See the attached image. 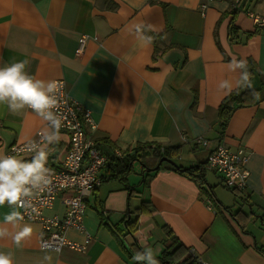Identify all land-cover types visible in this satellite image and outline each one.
<instances>
[{
  "label": "crops",
  "instance_id": "1",
  "mask_svg": "<svg viewBox=\"0 0 264 264\" xmlns=\"http://www.w3.org/2000/svg\"><path fill=\"white\" fill-rule=\"evenodd\" d=\"M201 2L0 0V66L27 60L37 78L64 80L69 95L90 112L95 128L87 132L102 154L124 156L139 143H155L179 147L172 160L180 167L206 169L209 153L221 143L243 151L248 172L239 198L233 194L227 203L217 191L218 184L224 187L217 172L222 184L211 183L206 170L198 181L167 163L147 172L135 162L123 183L102 181L101 169L98 189L86 201L84 230L65 232L85 249H42L47 233L41 224L22 220L32 233L21 247L10 236L0 239V252L11 253L13 264H136L128 251L134 242L159 258L173 238L187 249L176 253L179 261L193 250L198 264H264V30L244 12L263 16L264 0H244L243 12L233 17L227 0L213 1L204 13ZM81 37L85 44L76 54ZM233 58L247 61L251 87L238 85L239 70L229 69ZM224 80L231 92L219 87ZM244 88L256 91L254 102L236 108L222 129L221 102ZM45 127L30 109L13 113L0 104V153ZM59 133L60 140L45 149L48 169L61 167L67 150L68 136ZM198 138L207 144H195ZM67 195H58L44 215L61 218ZM13 211L20 212L0 206V226L14 233L18 229L4 223ZM127 214L132 232L123 221Z\"/></svg>",
  "mask_w": 264,
  "mask_h": 264
},
{
  "label": "built area",
  "instance_id": "2",
  "mask_svg": "<svg viewBox=\"0 0 264 264\" xmlns=\"http://www.w3.org/2000/svg\"><path fill=\"white\" fill-rule=\"evenodd\" d=\"M213 1L215 0H202L201 12L204 13ZM227 2L230 16L243 12L244 0H227ZM244 12L253 20L257 29L264 30V15ZM84 44L85 37H81L76 54L82 52ZM59 81L64 85L59 107L62 116V127L59 132L68 136L63 163L57 169L49 168L52 180L49 189L34 195L32 202L37 211L32 213L31 210L26 212L23 208L18 209L24 217L23 220L39 222L47 233V237L39 241L40 248L59 251L62 247H69L83 251L85 244L68 240L65 232L70 228L84 230L83 216L87 208L86 201L99 186L98 172L105 166L108 158L100 152L94 140L88 135L86 127L95 128L90 112L69 95L64 80ZM31 140L39 141L40 135ZM27 142L11 145L6 154H14L19 159L22 155L33 153L25 149ZM196 142L205 144L202 139ZM117 155L120 153L117 152ZM245 164L246 156L242 150L232 151L224 144L217 145L207 157V167L222 175L223 184L227 187L240 188L245 184L248 177ZM64 192L69 194L63 199L65 214L61 218L45 216L44 210L50 208L57 196ZM89 239V236H86L85 243ZM189 253L193 255V250Z\"/></svg>",
  "mask_w": 264,
  "mask_h": 264
},
{
  "label": "clouds",
  "instance_id": "3",
  "mask_svg": "<svg viewBox=\"0 0 264 264\" xmlns=\"http://www.w3.org/2000/svg\"><path fill=\"white\" fill-rule=\"evenodd\" d=\"M137 33H141V26H137ZM141 39L150 40L143 35ZM29 61L21 60L0 66V104H6L8 109L19 112L30 109L46 122V127L40 132V140H29L25 149L33 152L31 160L18 159L16 155L0 153V206L23 208L26 212L37 211L33 204V197L39 191L48 190L52 183L50 170L46 167L49 144L60 140L59 130L62 127V116L59 113L62 90L64 85L59 80H43L29 73ZM231 71L239 70L238 85L251 87L247 61L233 58L229 64ZM219 87L231 92L232 84L228 80L220 83ZM20 212L13 211L4 217L5 224H11L18 230L10 232L8 228L0 226V239L11 237L16 247L31 235V226L24 224ZM49 259V257H45ZM132 259L136 264H159L153 250L145 247L143 251H135ZM0 264H13L11 253L0 252Z\"/></svg>",
  "mask_w": 264,
  "mask_h": 264
},
{
  "label": "trees",
  "instance_id": "4",
  "mask_svg": "<svg viewBox=\"0 0 264 264\" xmlns=\"http://www.w3.org/2000/svg\"><path fill=\"white\" fill-rule=\"evenodd\" d=\"M255 96L256 91L250 88L236 90L226 96L218 108L220 117V127L224 129L232 112L238 107H243L254 102L252 100L253 97L255 98ZM257 100H259L258 97ZM178 151L179 147H163L155 143H139L137 144L133 152L127 153L124 156H117L114 153L109 155L107 157L108 161L102 168L104 169V173L100 176V178L102 179V181L104 179H117L125 183L126 176L132 171L133 163L138 162L142 167V171L148 170L150 172H155L158 169L155 170L154 168L156 167V165H158L161 158L165 157L168 159H173L178 154ZM150 162H153L154 165L150 166ZM163 163H161V165ZM170 168L179 173L191 176L194 179L196 178V180L198 181L205 180L203 172H205L206 169L205 166L203 167V165L198 164V166H189L187 168H182L180 166L179 168ZM230 191L234 194V196H238L235 190L230 189ZM215 201L216 203H218L217 200ZM123 221L125 223L126 228L130 232H132L130 225L133 222L130 221V214H127L126 217H124ZM173 240H177V238H173ZM173 240L171 241L172 243L168 246V249L164 251L162 256L156 258L159 261V264H198L192 256H187L183 260L179 261L176 253L179 251L180 253L182 252V254L186 253L187 249L183 248L181 244H177ZM128 251L134 254L135 251H142V249L134 242L131 246L128 247Z\"/></svg>",
  "mask_w": 264,
  "mask_h": 264
},
{
  "label": "rangeland",
  "instance_id": "5",
  "mask_svg": "<svg viewBox=\"0 0 264 264\" xmlns=\"http://www.w3.org/2000/svg\"><path fill=\"white\" fill-rule=\"evenodd\" d=\"M198 139H202V138H198ZM198 139H196V140H198ZM204 142H205V144H202V143H197L196 141H195V144H202V145H206L207 144V141L206 140H204V139H202ZM221 144V143H220ZM211 153V152H210ZM209 153V154H210ZM163 163V162H162ZM164 163H166V162H164ZM139 164V163H138ZM206 165H207V160H206ZM139 166H140V164H139ZM179 166V165H178ZM179 168V167H178ZM184 170V169H183ZM136 173H138V172H136ZM139 173H140V168H139ZM221 176V179H222V182L224 183V181H223V176L222 175H220ZM206 178L211 182V183H216V182H218V183H221V181L219 180V178H218V176H216V173L215 172H213L211 169H209V168H206ZM222 184V183H221ZM245 186H246V180H245V184L242 186V187H240V188H235V187H227L225 184H224V187H223V185H217L216 187H218L217 188V191L220 193V196L222 197V199L225 201V202H227V203H229V201H231L232 199L231 198H234L233 197V193L230 191V189H233V190H235V192H239L240 190H243L244 188H245ZM237 198H239V196L237 197ZM192 256H194L195 257V255H192ZM200 264H202L201 262H200Z\"/></svg>",
  "mask_w": 264,
  "mask_h": 264
},
{
  "label": "water",
  "instance_id": "6",
  "mask_svg": "<svg viewBox=\"0 0 264 264\" xmlns=\"http://www.w3.org/2000/svg\"><path fill=\"white\" fill-rule=\"evenodd\" d=\"M162 162H166V163H168L169 165H171L172 167H174V168H178L179 166H178V164L174 161V160H172V159H168V158H161L160 159V161H159V163H158V165L154 168L155 170L156 169H159V167H160V165H161V163ZM153 169V170H154ZM147 172H149L148 170H146Z\"/></svg>",
  "mask_w": 264,
  "mask_h": 264
}]
</instances>
